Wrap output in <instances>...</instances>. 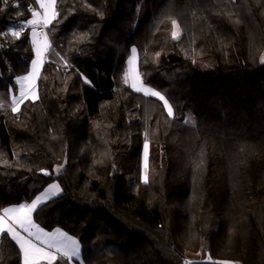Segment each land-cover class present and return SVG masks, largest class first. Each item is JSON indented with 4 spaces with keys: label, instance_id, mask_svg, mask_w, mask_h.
<instances>
[{
    "label": "trees",
    "instance_id": "obj_1",
    "mask_svg": "<svg viewBox=\"0 0 264 264\" xmlns=\"http://www.w3.org/2000/svg\"><path fill=\"white\" fill-rule=\"evenodd\" d=\"M29 8L0 0V211L57 181L34 220L76 237L83 264H264V0H58L39 99L13 114L34 53L30 28L7 32ZM131 47L174 117L123 84ZM0 264H20L7 238Z\"/></svg>",
    "mask_w": 264,
    "mask_h": 264
},
{
    "label": "snow or ice",
    "instance_id": "obj_2",
    "mask_svg": "<svg viewBox=\"0 0 264 264\" xmlns=\"http://www.w3.org/2000/svg\"><path fill=\"white\" fill-rule=\"evenodd\" d=\"M235 3V0H233ZM7 6L9 0H3ZM35 4L40 10L29 8L30 17L24 23L18 25L17 30H8L7 35L19 39L27 28L31 29V44L34 58L30 61V67L26 74L17 76L15 84L19 85L18 95L13 93V86L8 87V93L11 97V112L19 113L20 107L25 101L39 99L37 81L40 78L41 68L45 64L48 55L54 51L53 44L48 35L51 26L60 22V12L58 10V0H35ZM13 7H19L14 4ZM173 31L171 33L173 40L180 38V28L175 19L171 21ZM86 39V34L80 37L81 42ZM130 55L126 60L122 82L135 93H142L144 97L156 98L163 103V108L167 116L174 117L173 107L160 90L155 86L146 85L142 74L138 70V49L131 47ZM59 55V53H57ZM160 53H156L159 57ZM260 63L264 64V56L260 57ZM67 67V61H65ZM84 83H90L86 77L82 76ZM5 105L0 104V108ZM188 121L186 120L185 123ZM144 163L141 172V180L147 183V162L149 143L145 139L144 145ZM62 166H58L53 171L60 173ZM44 175H49L46 169H40ZM62 194L61 185L50 183L43 188V191L35 195L30 202H19L15 206H4L0 211V238H7L18 251L20 264H56L58 259L71 260L76 259L83 264L81 259V245L77 239L70 237L67 233L56 228L52 231H46L39 223L35 222L34 215L44 207L48 202L54 200ZM185 264H233L230 261H213L208 257L206 261H185Z\"/></svg>",
    "mask_w": 264,
    "mask_h": 264
},
{
    "label": "rangeland",
    "instance_id": "obj_3",
    "mask_svg": "<svg viewBox=\"0 0 264 264\" xmlns=\"http://www.w3.org/2000/svg\"><path fill=\"white\" fill-rule=\"evenodd\" d=\"M262 56H264V52H263V54H262ZM34 58V57H33ZM18 89H19V85H17V93H16V95H18ZM157 90H159V89H157ZM163 94V93H162ZM9 102H10V104H11V97H9ZM186 120L188 121V123H190L191 121H192V116L189 114V113H186ZM143 157H144V150H143V155H142V169H143V163H144V159H143ZM58 166H62L61 167V170L63 169V164H58V165H55L54 166V168L53 169H55L56 167H58ZM54 172V171H53ZM61 172V171H60ZM146 172H147V169H146ZM54 174H58V173H55L54 172ZM51 183H58L57 181H52ZM50 184V183H49ZM59 184V183H58ZM10 206H15V205H10ZM54 229H56V228H54ZM54 229H52V230H54ZM60 229V228H59ZM46 230V229H45ZM52 230H46V231H52ZM61 231H63L62 229H61ZM64 232V231H63ZM66 233V232H65ZM68 234V233H67ZM70 237H72V238H74V239H77L76 237H74V236H72V235H70V234H68ZM78 240V239H77ZM74 260H76V259H71V260H69L72 264H76V262H74ZM213 260V259H212ZM77 261V260H76ZM213 261H217V262H221V261H230V262H233V264H239V263H237L236 261H233V260H213Z\"/></svg>",
    "mask_w": 264,
    "mask_h": 264
},
{
    "label": "crops",
    "instance_id": "obj_4",
    "mask_svg": "<svg viewBox=\"0 0 264 264\" xmlns=\"http://www.w3.org/2000/svg\"><path fill=\"white\" fill-rule=\"evenodd\" d=\"M38 10H40V9H39V6H38ZM68 261H69V260H68ZM69 262H70V261H69ZM74 262H76V264H80L79 261L74 260ZM70 263H71V262H70ZM71 264H72V263H71Z\"/></svg>",
    "mask_w": 264,
    "mask_h": 264
}]
</instances>
